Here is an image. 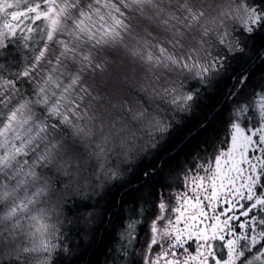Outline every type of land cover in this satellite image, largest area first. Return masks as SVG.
I'll return each mask as SVG.
<instances>
[{
  "label": "snow or ice",
  "instance_id": "obj_1",
  "mask_svg": "<svg viewBox=\"0 0 264 264\" xmlns=\"http://www.w3.org/2000/svg\"><path fill=\"white\" fill-rule=\"evenodd\" d=\"M68 225L97 264H264V0H0V264H73Z\"/></svg>",
  "mask_w": 264,
  "mask_h": 264
},
{
  "label": "trees",
  "instance_id": "obj_2",
  "mask_svg": "<svg viewBox=\"0 0 264 264\" xmlns=\"http://www.w3.org/2000/svg\"><path fill=\"white\" fill-rule=\"evenodd\" d=\"M219 99L218 95L204 94L195 114L187 121V125L182 132L187 131L189 127H194L205 116L212 113ZM177 138H179V135H177ZM194 144L195 142H193ZM136 178V175H132L130 181L134 183ZM135 195L136 193L132 191V184L117 185L112 189L107 199L110 202L114 201L119 204L125 200L131 201ZM110 206L111 204L109 203ZM75 226L74 228L66 229L69 245L78 246V251L73 257V264H97V261L102 259L101 252L112 242V238L105 235L103 230H101L95 237L85 239L84 225Z\"/></svg>",
  "mask_w": 264,
  "mask_h": 264
},
{
  "label": "rangeland",
  "instance_id": "obj_3",
  "mask_svg": "<svg viewBox=\"0 0 264 264\" xmlns=\"http://www.w3.org/2000/svg\"><path fill=\"white\" fill-rule=\"evenodd\" d=\"M74 227H76V226L75 225H68L66 229H70V228H74Z\"/></svg>",
  "mask_w": 264,
  "mask_h": 264
}]
</instances>
